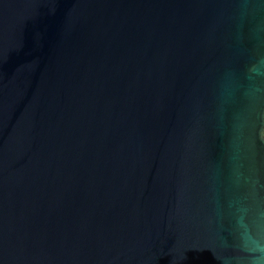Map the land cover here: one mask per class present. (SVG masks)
<instances>
[{"label":"water","instance_id":"obj_1","mask_svg":"<svg viewBox=\"0 0 264 264\" xmlns=\"http://www.w3.org/2000/svg\"><path fill=\"white\" fill-rule=\"evenodd\" d=\"M0 264H264V0H0Z\"/></svg>","mask_w":264,"mask_h":264}]
</instances>
